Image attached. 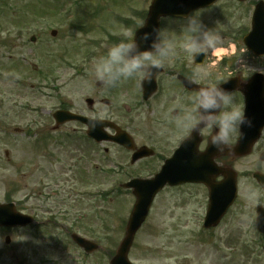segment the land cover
<instances>
[{
  "label": "flooded vegetation",
  "instance_id": "1",
  "mask_svg": "<svg viewBox=\"0 0 264 264\" xmlns=\"http://www.w3.org/2000/svg\"><path fill=\"white\" fill-rule=\"evenodd\" d=\"M97 1L105 5L111 0ZM152 1L140 0V4L132 6L81 11L72 17L75 19L72 26L65 30L61 38L50 32L49 41L52 44L48 46L53 48V57L61 67L72 70V79H62L64 84L62 83L58 91L66 88L69 92L66 96L57 98L58 104L48 113L55 127L48 125L47 128L53 127V131L57 128L55 132L61 139L42 143V146L36 145L40 147L32 150L38 153L47 151L42 157L49 164L58 158L59 161L67 160L59 172L49 170L45 174L47 177L32 183L34 189L32 187L30 198L42 199L33 208L37 223L32 237H40L39 228L52 223V219L45 220L40 211L43 215L52 212L56 214L58 212H55L54 207H65L66 201L56 202L52 206L59 194L65 193L68 196L66 200L73 203L71 206L82 211L85 190L92 189L98 193L101 186L108 185L115 190L132 180H151L169 163L172 180L177 184L164 190L177 191L182 206L186 202L196 203L192 217L185 222V215L183 216L185 227H189L190 220L197 224L194 237H187L185 245L203 248L227 244L235 253L234 264H264V128H260L261 121L264 120V100H256L258 113L253 118L255 122H252V127H248L242 137L236 139L232 145L233 152L226 150L221 154L214 146L205 145L207 136L198 131L185 135L177 124L184 113L194 106L195 89L210 83L223 87L235 81L233 91L238 104L245 111V92L241 89L250 86L254 73L262 72L259 67L264 62V59L253 57L245 45V36L248 33L245 4L252 0H219L208 6H199L193 11L184 10L178 14L176 12L161 16L157 29L165 30L167 35L176 38L175 56L164 62L151 82L132 78L121 81L116 87L104 86L95 77L94 64L106 54L108 47L125 39L126 31H131V39L135 40L139 30L148 22ZM259 1L261 0H253L252 7L255 8ZM158 5L162 8H186L191 5V1L159 0ZM62 14L63 19L67 20L69 13ZM194 15L199 17L206 28L215 29L221 41L215 52L190 59L182 51L180 44L186 18ZM1 21L3 20L0 19ZM3 26L0 23V33L4 31ZM70 29L86 37L75 48L77 51L74 55L69 49L72 46ZM41 34L36 35V42L48 40L47 37L43 39ZM21 39L17 35L10 41L13 45ZM2 43L3 39L0 37V44ZM74 56L78 58L75 61ZM249 58L254 61V65H258L253 73ZM8 59L13 64L12 58ZM2 67L0 63V72L4 73ZM194 74H199L200 82L190 85L188 81ZM6 81L10 83L8 78ZM228 88L231 90V87ZM62 110L90 121L94 114L105 113V118L98 121L107 135V142L101 144L105 146V161H101L105 171L101 170L99 173L96 142L88 136V126L85 123L73 120L59 126L54 121V112ZM119 136L131 140L127 148L115 144L114 141ZM241 140L245 143L254 142L250 153L245 156L235 153ZM57 146L60 148H56ZM56 150H61L60 154H50ZM114 150L117 151L116 154ZM34 177L33 175L30 178ZM212 192L222 195L217 198L219 203L230 202L231 205L216 227H207ZM65 212L60 214L70 215ZM77 214L79 220L74 221L76 228L83 219L81 212ZM215 220L212 219L211 222H216ZM53 224L56 225L55 222ZM66 234L70 237L72 230L68 229ZM26 262L27 257L20 260V263Z\"/></svg>",
  "mask_w": 264,
  "mask_h": 264
},
{
  "label": "rangeland",
  "instance_id": "2",
  "mask_svg": "<svg viewBox=\"0 0 264 264\" xmlns=\"http://www.w3.org/2000/svg\"><path fill=\"white\" fill-rule=\"evenodd\" d=\"M252 1L245 4L246 26L249 29H251L253 11ZM96 2L95 0H0V19L3 20L0 23L4 25L2 29L4 31H1L4 35L0 33V37L4 39V42L8 40L9 34L11 36L9 40L15 39L18 33L22 37L12 46L0 44V63L3 65L1 70L5 74L8 73L7 77L24 83V87H17L0 79V204L7 202V197L13 199L15 203L24 199V207L21 209H27L28 213H31L32 209L40 204L38 201H42L41 198H30L32 183L47 177L49 170L59 172L61 168H64L63 163L67 160L59 161L58 158L49 164L42 157L47 151L38 153L30 147L31 143L42 144L45 141L44 133L38 132V128L47 125L44 117H47V112L53 110L58 104L56 97L66 96L69 92L65 88L58 93L52 89L54 86L52 77L49 82H46L47 80L38 75L49 72V61L51 62L49 50H52L48 46L52 44L49 41L51 40L50 32L56 30L61 38L75 20L70 16L68 20H64L62 12L140 4L137 0H111L105 5L100 2L96 6ZM38 33H42L43 39L47 37L48 40L31 43V37ZM69 33L70 45L73 49L71 53L74 55L76 45L86 37L71 29ZM9 57L12 58L13 64L8 59ZM73 59L75 61L78 58L74 56ZM249 61L252 67L251 73H253V69L258 68V65H254L251 58ZM56 65L55 63V74L59 78L57 80L61 81L55 85L59 88L64 84L62 79H72L70 76L72 70ZM259 69L264 72V62ZM31 86L41 88L40 92L30 90ZM16 128L24 129L25 133L14 134ZM29 128L33 129L31 135H27ZM51 133L53 140L61 139L58 138L57 133ZM60 152L61 150H56L50 154L57 156ZM5 153L9 154V159ZM116 153L117 151L114 154ZM33 175L35 177L31 179ZM57 197L52 202L53 207L56 202L65 203L66 201V203L65 207H54L55 212L66 211L65 213H70V215L63 217L65 222L58 223L57 230L52 229V225H47L44 229L48 232L37 241L48 250L49 259H45L44 249H35L31 244L25 243L30 235L28 231L3 230L0 231V235L5 238L9 236L12 243L0 253L2 264H22L20 260L28 256L32 257L34 264H109V255L118 249L123 239L126 223L134 206V196L121 192L118 195L111 194L104 199L106 201L103 199L101 201L100 198L96 202L86 199L83 201L82 211L71 206L73 203L66 200L68 196L65 193ZM17 204L21 207V203ZM184 204L183 206L180 204L177 191L171 189L163 191V194L155 201L154 208L143 224V228L137 234L129 256L131 261L136 264H234L235 253L227 244L203 248H192L185 245L187 237H194L197 224L190 220L189 227H185L183 216L185 215V222L188 221L192 217V211L196 209V203L192 201ZM97 206L99 210L96 209ZM78 212H81L83 216L81 225L78 226L81 230L78 234L97 242L102 248L100 254L91 255L90 258H87L83 251L78 249L69 238L66 239V235L63 234L66 230L65 226L70 225L69 221L79 220ZM47 217L49 218L50 214H46L45 218ZM22 247L24 248L23 253L20 251Z\"/></svg>",
  "mask_w": 264,
  "mask_h": 264
},
{
  "label": "clouds",
  "instance_id": "3",
  "mask_svg": "<svg viewBox=\"0 0 264 264\" xmlns=\"http://www.w3.org/2000/svg\"><path fill=\"white\" fill-rule=\"evenodd\" d=\"M132 35L131 31H126L125 39L108 47L106 54L94 64L95 77L104 86L116 87L121 81L132 78L147 79L151 82L164 62L176 54V38L167 35L165 30L153 28L152 32H144L139 40L137 35L135 40L131 39ZM220 41L218 32L206 28L198 16L186 18L180 47L190 59H195L200 54L207 56L210 52H215ZM141 44L145 47L142 48ZM198 77L199 74H194L188 83L199 84ZM195 93L194 106L177 121L179 129L185 135L198 131L203 136H207L205 145L214 146L221 154L226 150L233 152L232 145L237 138L244 135L242 128L245 125L252 127L251 119L246 116L244 109L237 102L235 91L210 83L195 89ZM104 118V112L94 114L90 121L91 127L95 129L98 121ZM39 239L38 236L29 235L25 243L31 244L35 249H44L45 259H49L48 250L37 243ZM7 247L6 238L0 235V253ZM20 251L23 253L24 248L22 247ZM27 259L28 264H34L31 256Z\"/></svg>",
  "mask_w": 264,
  "mask_h": 264
},
{
  "label": "water",
  "instance_id": "4",
  "mask_svg": "<svg viewBox=\"0 0 264 264\" xmlns=\"http://www.w3.org/2000/svg\"><path fill=\"white\" fill-rule=\"evenodd\" d=\"M213 1L215 0H205V3L208 4ZM156 4H157V0H154L153 7L151 8L150 17H149V20L152 22H155V20L158 19L160 13L173 11V9L170 8L158 9L156 7ZM252 26H253L252 32L247 36V40H246L247 46L252 52H254L255 55L264 56V3L263 2L257 6L254 12ZM250 87L243 90L245 92H247L248 90L255 92L254 95H249V94L246 95V100L248 103L245 113H247L246 116L248 118L251 114H253L254 111V104H252L250 101L254 100L255 97L258 96L263 97L264 79L262 75L259 74L255 75L250 83ZM258 91H260L261 93L260 95L256 93ZM63 120H69V118H65ZM119 143H121V141ZM250 148H251V143H247V144L241 143L240 146L236 148V151L238 152V154L246 155L250 151ZM164 170L152 181H148V182L141 181L135 184L131 183L130 185L126 186L127 188L133 187L134 189L133 193H135L137 200L135 203L136 205L134 206V209L131 213L132 216L127 225L128 227L126 230V234L124 236L125 238L123 239L121 245L119 246L118 252L112 258L111 264H132L129 261L128 254L132 249V245L136 237L135 234L143 226V222L146 220L147 216L149 215L148 212L153 205V200L155 196L167 184L165 179L168 171L167 169ZM219 208L220 209L222 208V213L220 215L222 216L226 212L225 207L222 205ZM210 213L215 214L214 211H211ZM33 223L34 220L31 219L29 216L26 215L23 216L20 213H18L14 205H4V204L0 205V227L3 226L10 228L24 227L26 225ZM74 239L78 245L86 249V251L89 253L98 250V246L92 243L91 241L89 242L80 237L79 238L74 237Z\"/></svg>",
  "mask_w": 264,
  "mask_h": 264
},
{
  "label": "bare ground",
  "instance_id": "5",
  "mask_svg": "<svg viewBox=\"0 0 264 264\" xmlns=\"http://www.w3.org/2000/svg\"><path fill=\"white\" fill-rule=\"evenodd\" d=\"M222 52V51H221ZM221 52H219V54H221Z\"/></svg>",
  "mask_w": 264,
  "mask_h": 264
}]
</instances>
